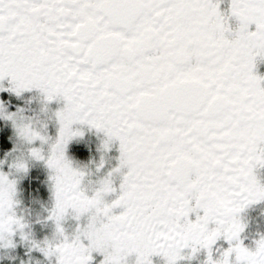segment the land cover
<instances>
[{"label":"snow or ice","instance_id":"1","mask_svg":"<svg viewBox=\"0 0 264 264\" xmlns=\"http://www.w3.org/2000/svg\"><path fill=\"white\" fill-rule=\"evenodd\" d=\"M221 2L0 0V81L9 85L0 90L63 101L46 156L30 149L50 170L47 218L58 238L32 248L56 264H89L93 252L99 264L132 255L133 264H152L153 255L177 264L182 250L203 249L213 264L222 237L223 264H264V235L243 246L238 218L264 200L254 171L264 167V75L254 71L264 60V0H229L224 11ZM15 114L0 108L16 134L47 142ZM76 124L102 132L105 151L118 145L117 163L95 186L65 158L82 135ZM14 192L0 173V247L24 227ZM91 214L102 226L81 229ZM66 217L77 221L75 236L62 227Z\"/></svg>","mask_w":264,"mask_h":264},{"label":"flooded vegetation","instance_id":"2","mask_svg":"<svg viewBox=\"0 0 264 264\" xmlns=\"http://www.w3.org/2000/svg\"><path fill=\"white\" fill-rule=\"evenodd\" d=\"M229 0H222L219 4L220 10L227 9ZM230 26L234 22L230 20ZM254 25L249 26L253 30ZM256 74L264 75V60L257 58ZM264 84V81H262ZM9 87L7 79L0 81V88ZM41 94L36 89L25 90L19 96L6 90H0V108L4 113L19 112L26 120L39 118L43 121L44 127L42 135L48 138L46 143L39 140L32 141L31 144L21 146L18 143L16 131L10 120L0 115V173H4L9 179L14 181L15 192L13 195V213L21 219L24 225L22 230L14 232L11 236L12 246L0 247V264H56L55 257H45L42 252L30 246V241L43 244L46 239H50L55 231V225L47 217L52 204L50 181L48 179L50 170L43 160L29 158L26 167L21 172H16L10 167L12 156L19 152H26L28 148H39L42 155L47 154L48 145L54 141L58 123L55 119V111L63 106L62 100H53L41 103ZM43 106V111L41 108ZM82 135L75 136L65 145V158L76 167L95 164L103 160V165L98 170L94 169L95 176L105 175L117 163L116 157L119 155L118 145L114 142L105 151L101 148L104 139L102 132L90 129L87 125L76 124ZM258 181L264 184V167L254 170ZM95 176L92 179H95ZM39 178V179H38ZM109 199L114 196H109ZM115 209L114 212H118ZM38 214L39 216H36ZM190 219H194V214H190ZM242 231L239 233L241 244L248 248L254 247V241L264 235V200H259L248 204L238 214ZM83 222V218L80 223ZM66 234L75 228L77 221L66 217L61 222ZM21 232L25 239L21 238ZM86 243V241H85ZM228 247V243L223 238H218L211 246L213 257L220 251ZM190 250H182L185 259L179 260L177 264H202L205 259V250L201 249L191 256ZM103 255L93 252L89 264H99ZM152 264H163V258L153 255L150 257ZM135 256L127 258V264H133Z\"/></svg>","mask_w":264,"mask_h":264},{"label":"clouds","instance_id":"3","mask_svg":"<svg viewBox=\"0 0 264 264\" xmlns=\"http://www.w3.org/2000/svg\"><path fill=\"white\" fill-rule=\"evenodd\" d=\"M40 99H41V103L43 105L45 103L43 97L41 96ZM41 111H43V106L41 108ZM14 120L19 127H27L29 129H31L32 131L38 132L40 134L42 133L44 124H43V121L40 120L39 118H36L33 120H26L19 112H17L14 116ZM73 129L76 130L77 127H74V125H73ZM16 135H17V140H18L19 145L26 146V145L30 144L29 138L27 135H20V134H16ZM30 149L31 148H28L26 150V152L21 151L17 155L12 156L11 162H10V167L12 169H14L16 172L23 171V168L26 167L27 160L29 158H33L31 155ZM100 165H101V161L98 163H95V164L84 165L81 167H76V166H73L71 164V166L73 168H75V169H77V170H79L85 174L86 178H88V180L91 182L92 186H95L98 181L104 179V175L103 176H95L94 169L98 170L99 169L98 166H100ZM94 176H95V179H92V177H94ZM52 207H53V201H52V204H51L49 211L52 209ZM90 224L93 225L94 227H101L102 226L100 224L99 220L94 217V214L86 215L85 217H83V222L80 223V227H81V229H83V228L89 226ZM75 234L76 233H75V228H74L73 231L71 233H69L68 235L69 236H75ZM57 238H58V234L56 232V226H55V231L53 232L51 238L47 239V241H48V243H53ZM104 248L106 251L109 250L111 248L110 242L106 241L104 243ZM224 259H225V257L223 256V254L216 255L215 257H213V264H223ZM204 261H205V259L203 260L202 264H204Z\"/></svg>","mask_w":264,"mask_h":264},{"label":"rangeland","instance_id":"4","mask_svg":"<svg viewBox=\"0 0 264 264\" xmlns=\"http://www.w3.org/2000/svg\"><path fill=\"white\" fill-rule=\"evenodd\" d=\"M38 179H39V178H38ZM260 183H261V184H263L261 180H260ZM36 216H39V215H38V214H36Z\"/></svg>","mask_w":264,"mask_h":264}]
</instances>
